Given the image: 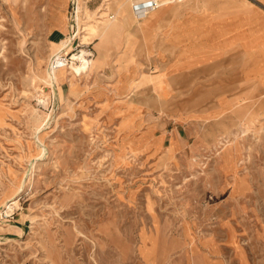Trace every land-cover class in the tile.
Here are the masks:
<instances>
[{"label":"rangeland","instance_id":"rangeland-1","mask_svg":"<svg viewBox=\"0 0 264 264\" xmlns=\"http://www.w3.org/2000/svg\"><path fill=\"white\" fill-rule=\"evenodd\" d=\"M111 1L0 0V264H264V93L213 122L161 107L149 120L186 145L136 150L151 138L89 97L95 39L109 37L96 23L131 13ZM70 40L94 65L72 76V59L53 87L50 59Z\"/></svg>","mask_w":264,"mask_h":264},{"label":"crops","instance_id":"crops-1","mask_svg":"<svg viewBox=\"0 0 264 264\" xmlns=\"http://www.w3.org/2000/svg\"><path fill=\"white\" fill-rule=\"evenodd\" d=\"M95 40L92 56L103 59L89 97L108 122L118 127L129 117L151 138L136 150L158 154L172 138L177 149L186 145L176 128L167 137L170 122L149 120L161 107L213 122L234 110L247 115L264 93V10L257 0L166 1L141 19L131 7L104 42Z\"/></svg>","mask_w":264,"mask_h":264},{"label":"bare ground","instance_id":"bare-ground-1","mask_svg":"<svg viewBox=\"0 0 264 264\" xmlns=\"http://www.w3.org/2000/svg\"><path fill=\"white\" fill-rule=\"evenodd\" d=\"M114 2H115V0H112L111 3L109 2V4H113ZM80 9H81V7L78 6L77 7V12H76V19L77 20H79V12H80ZM87 17H90L89 14L87 15ZM115 22H118V21L117 20H114V21L101 20L100 22L97 21V23H96L97 24V27L96 28L98 29V34H102L103 35L102 36L103 38L106 37L107 36V33H109L111 24H113ZM90 26H92V25H90ZM86 34H88L89 36H91L93 33L91 31H87ZM72 38H74V36H72ZM68 44L69 43H65V44L59 46L53 52V54L54 55H57V54H60V53H65L66 50H67ZM89 55H91V54H89ZM89 55L87 54V51L85 49H82L81 52H80V54L73 55V58L72 59L76 60L77 62H75V63L72 62L71 65H70V73L72 74V76L73 75L75 76L76 74L80 75L82 73H85V74H88L89 73L90 69L94 65L93 60H92L91 57H89ZM63 64H65V63L60 64V66L57 67V68H53V67H50L51 66V60H50V66H49V69L47 68L48 69V73L47 74H48V77H49V79L51 81L50 84L53 87L56 86V82H58L57 69L58 68H61L63 66ZM44 149L45 148H43V150ZM35 161H37V160L35 159ZM23 186H24V183L21 184L20 190L23 188ZM4 206L6 208H8L7 210L9 212L12 211V210H14L15 207H18L19 206V203L16 200V196H14L11 199H9L8 201H6L5 204H4ZM2 209H4V208H2ZM12 212H14V211H12ZM5 213H6V211H5Z\"/></svg>","mask_w":264,"mask_h":264},{"label":"built area","instance_id":"built-area-1","mask_svg":"<svg viewBox=\"0 0 264 264\" xmlns=\"http://www.w3.org/2000/svg\"><path fill=\"white\" fill-rule=\"evenodd\" d=\"M131 3L132 10L136 18L141 19L147 16L150 12L159 8L164 2L171 1V2H181L183 0H129ZM69 45L67 50L70 48L71 40L68 42ZM72 56L68 55V52L60 53L54 55L51 60V66L53 68H57L60 64H70L72 62Z\"/></svg>","mask_w":264,"mask_h":264}]
</instances>
